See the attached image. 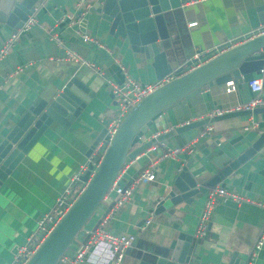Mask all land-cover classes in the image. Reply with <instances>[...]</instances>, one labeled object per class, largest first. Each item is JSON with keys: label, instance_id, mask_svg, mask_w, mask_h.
Segmentation results:
<instances>
[{"label": "crops", "instance_id": "crops-1", "mask_svg": "<svg viewBox=\"0 0 264 264\" xmlns=\"http://www.w3.org/2000/svg\"><path fill=\"white\" fill-rule=\"evenodd\" d=\"M103 1L37 0L30 16L34 23L19 32L0 61V141L45 86L58 87L75 76L93 94L67 127L52 121L2 181L0 264H13L17 248L33 233L37 220L52 210L69 185L70 176L83 171L82 166L94 150L93 147L86 155L91 142L103 123L114 116H108L115 111L111 84L121 85L127 77L140 83L156 81L150 59L144 60L140 53L131 52L125 43L108 35V24L96 10ZM257 7L264 14V0L180 1L175 9L178 31L169 34L175 60L171 64L174 67L177 63L181 68L176 72L181 74L189 68L184 65L192 55H203L232 42L234 45L236 40L252 34L248 11ZM191 22L195 24L187 25ZM11 30L0 22V46ZM51 33L59 42L50 37ZM83 34L97 42L83 41ZM65 50L76 53L87 64L65 60ZM252 76L261 80L259 93L251 92L247 86V79ZM231 80L232 92L226 93L222 83L212 84L171 105L139 142L154 133L205 118L214 108L232 109L255 97L264 100V68L259 74ZM250 121H256L257 129L244 130ZM207 126L185 130L167 138L165 144L155 142L127 161L115 179L119 186H127L146 167L152 168L155 179L135 187L129 200L116 211L112 206L115 194L110 191L65 254L72 255L92 230L100 228L112 235L134 237L119 264H146L163 254L179 234L189 236L188 262L230 264L236 258L249 259L248 264H264V237L259 248L254 247L264 226V143L262 150L208 188L207 192L221 188L240 199L227 197L214 205L202 238H196L194 230L207 192L190 204L181 202L169 216L153 214L155 203L170 187L178 170L186 167L191 176L208 180L215 173L210 159L219 152L233 156L247 148L264 129V113L216 121L209 124L210 131L199 137ZM189 143V152L173 158L160 157L167 148ZM147 217L150 223L138 231Z\"/></svg>", "mask_w": 264, "mask_h": 264}, {"label": "water", "instance_id": "water-1", "mask_svg": "<svg viewBox=\"0 0 264 264\" xmlns=\"http://www.w3.org/2000/svg\"><path fill=\"white\" fill-rule=\"evenodd\" d=\"M36 1L0 0V22L11 28L21 27L33 13ZM180 1L182 0H104L101 8H96L100 12V18L108 24V35L118 39L121 44L125 43L131 52L140 53L144 60H151L149 65L156 80L169 73H174L175 76L143 97L124 114L95 169L92 171L93 167L87 164L86 169L79 174V181L85 182L84 188L24 264H57L104 199L121 168L151 144L155 142L165 144L169 137L222 119L264 113V107L230 111L180 124L154 133L139 142L148 127L171 105L197 94L212 84H223L227 80L243 75L259 74L264 68V14L262 8L257 7L249 10L248 15L254 32L262 33L218 52L198 66L178 74L176 71L181 68L178 69L177 63L174 67L171 64L175 60L172 51L173 40L169 34L171 31H178L175 9ZM213 51L214 49L198 55L197 59L190 58L184 66L189 67L191 63ZM92 95L88 87L75 76H71L61 86L52 84L45 86L0 141V185L52 121L67 127L79 116ZM103 133L104 128L93 139L86 155L91 153ZM263 143L264 132H261L247 148L233 156L222 152L216 153L210 159L215 173L205 181L200 177L191 176L186 172V167L181 168L170 187L155 203L153 214L162 213L169 216L174 207L181 202L190 204L206 193L208 188L218 184L239 163L257 150H262ZM188 240L189 236L183 237L179 234L176 239L171 240L163 254L149 262L146 261V264L188 262ZM248 261L249 259L241 261L232 258L230 264H248Z\"/></svg>", "mask_w": 264, "mask_h": 264}, {"label": "built area", "instance_id": "built-area-1", "mask_svg": "<svg viewBox=\"0 0 264 264\" xmlns=\"http://www.w3.org/2000/svg\"><path fill=\"white\" fill-rule=\"evenodd\" d=\"M33 23L34 20L29 17L21 27L12 28L10 35L4 40V42L0 46V61L4 58L8 48L11 47L12 44L15 42L19 32L21 30L28 28ZM194 24L195 22H191L187 25L190 26ZM251 33L252 34L250 35H246L242 37L240 40L239 39L236 40L238 43H235L234 45L246 41L262 33V31L261 32L251 31ZM50 37L53 38L56 42H59V40L57 39L54 33H51ZM81 39L87 42H91L93 40L94 42H97L95 39L90 38L89 36L84 34L81 35ZM234 45L232 42L230 44L221 46L219 49H214L213 53H210L206 55L205 58L204 57L202 58L205 59L202 62H205L216 53L226 50ZM197 56H198L197 54H194L192 55L191 58L197 59ZM63 58H65V60L87 64L86 61L81 59L76 53L71 52L69 50H65L63 54ZM200 60L191 63L189 68L188 67L187 68L192 69L198 66L199 64L202 63V62L199 63ZM174 76H175L174 73H169L165 75L163 78L158 79L152 83H140L136 80L127 77L121 85L111 84V93L113 95L115 115L107 119L103 123L104 133L101 139L94 146V150L88 156L86 163L82 166L81 169L83 171L86 169L87 164H90L93 167L92 171L95 169L100 159L102 158L106 148L110 144V141L116 131L117 125L121 120V118L124 116V114L132 106H134L139 100H141L143 97L151 93L153 90H155L158 86H160L164 82H167L170 79H172ZM223 84H224V91L226 93L232 92L234 90V84L232 80H227ZM1 86L2 83L0 82V88ZM247 86L251 92L259 93L261 90L260 78L257 76L249 77L247 79ZM255 107H264V100L260 99L259 97H255L250 101L246 102L245 104L241 106H236L232 109L214 108L208 112L207 117L218 116L223 113L235 111V110H250ZM243 129L244 130L257 129L256 121L255 122L250 121L248 124H246L243 127ZM210 130H211V126L208 125L204 129V131L199 134V137L203 136ZM260 132H264V129H262ZM186 151L187 152L191 151L190 143L181 147L167 148L164 152L161 153L160 157L173 158L175 155ZM92 171L90 173H92ZM79 174H72L70 176L69 185L66 187L63 195L56 200L52 210L48 214L42 215L37 220L36 228L34 229L33 233L26 239L23 245L17 248L13 264L25 263V261L30 256V254L35 250V248L42 241V239L53 228V226L62 216L64 211L71 205V203L75 200L78 194L82 191V189L85 186V182L79 181L78 178ZM115 179L111 183L108 193L112 191L115 194V199L113 201L112 206L113 209H115L116 211L122 208L124 204L129 200L132 191L134 190L135 187L142 185L145 182L152 181L155 179V177L152 168L146 167L140 170L127 186H119L118 184H116ZM227 197H231L234 200L240 199V197L228 194L221 188H215L207 192L194 230V236L196 238H202L204 236L207 229V225L209 223L210 214L214 205L218 201L225 200ZM149 223H150L149 217L143 219L142 224H140L138 227V231H143ZM263 237H264V226L261 229L259 237L255 242V246H254L255 249L259 248V246L262 244ZM133 240L134 237L132 235H122V234L112 235L105 232V230L103 229L95 228L94 230H92L91 233H89L87 239H85L82 243H80V245L72 255H67L64 253V255L60 257L57 264H85V262L94 263V264H119L125 254V251L131 246ZM184 264H196V263L186 262Z\"/></svg>", "mask_w": 264, "mask_h": 264}, {"label": "rangeland", "instance_id": "rangeland-1", "mask_svg": "<svg viewBox=\"0 0 264 264\" xmlns=\"http://www.w3.org/2000/svg\"><path fill=\"white\" fill-rule=\"evenodd\" d=\"M115 115V111H111V113H108V116ZM109 118V117H108ZM68 249V248H67Z\"/></svg>", "mask_w": 264, "mask_h": 264}]
</instances>
